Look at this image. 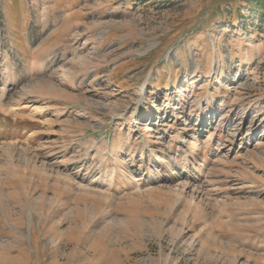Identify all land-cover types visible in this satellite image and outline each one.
Returning a JSON list of instances; mask_svg holds the SVG:
<instances>
[{
    "label": "rangeland",
    "instance_id": "374dc122",
    "mask_svg": "<svg viewBox=\"0 0 264 264\" xmlns=\"http://www.w3.org/2000/svg\"><path fill=\"white\" fill-rule=\"evenodd\" d=\"M21 1L0 0V264H264V11L48 0L73 5L43 27Z\"/></svg>",
    "mask_w": 264,
    "mask_h": 264
},
{
    "label": "crops",
    "instance_id": "0c3cea01",
    "mask_svg": "<svg viewBox=\"0 0 264 264\" xmlns=\"http://www.w3.org/2000/svg\"><path fill=\"white\" fill-rule=\"evenodd\" d=\"M19 1H21V0H19ZM71 1V0H70ZM76 0H72L71 2L73 3V2H75ZM67 1H60V2H58L57 4H53V6L52 7H50L49 5H48V0H29V4H30V8L32 9V11L34 12V13H36L37 14V16L35 17L36 19H37V22L38 23H40L43 27L44 26H46L47 25V23L49 22V19H52V21H54V19H53V16H51L50 14H52L56 9H57V7H61V9H63V11L66 9V8H70L73 4L71 3V5H67V7H65V3H66ZM21 5H23V2L21 1ZM22 7V6H21ZM54 8H56V9H54ZM60 9V8H59ZM44 10H49V13H48V15H47V17L46 18H44V16H42V13H43V11ZM71 15H72V13H71ZM76 15V14H75ZM49 16V17H48ZM37 17H39V18H37ZM51 17V18H50ZM72 17V16H71ZM75 17V16H74ZM44 19H46V22L45 23H43L44 22ZM55 27H57L58 26V23L56 24V25H54ZM45 44L46 43H41L40 45H39V47H38V49H40V51H39V53H41V54H45V53H47V52H49V48H47V47H45ZM42 45V46H41ZM44 45V46H43ZM64 49V48H63ZM37 51V50H36ZM35 52V51H34ZM52 53V52H51ZM51 53H49V54H51ZM36 54V53H32L31 55L32 56H34V55ZM31 56V57H32ZM35 59V56L33 57V60Z\"/></svg>",
    "mask_w": 264,
    "mask_h": 264
},
{
    "label": "trees",
    "instance_id": "16d2710c",
    "mask_svg": "<svg viewBox=\"0 0 264 264\" xmlns=\"http://www.w3.org/2000/svg\"><path fill=\"white\" fill-rule=\"evenodd\" d=\"M255 4V9L259 11H264V0H253Z\"/></svg>",
    "mask_w": 264,
    "mask_h": 264
},
{
    "label": "bare ground",
    "instance_id": "6f19581e",
    "mask_svg": "<svg viewBox=\"0 0 264 264\" xmlns=\"http://www.w3.org/2000/svg\"><path fill=\"white\" fill-rule=\"evenodd\" d=\"M58 3V1L57 2H55V4H57ZM69 3H71L70 1H69ZM54 9H56V8H54ZM47 13V10H44V14H46ZM29 55V54H28ZM28 55H27V57H28ZM34 55V54H33ZM51 55H52V53H51ZM54 55V54H53ZM32 57H34V56H32ZM53 58H54V56H52ZM38 59H40V58H37L36 60H38ZM27 60V59H26ZM31 62V61H30ZM34 62V61H33ZM50 229H52V228H50Z\"/></svg>",
    "mask_w": 264,
    "mask_h": 264
}]
</instances>
